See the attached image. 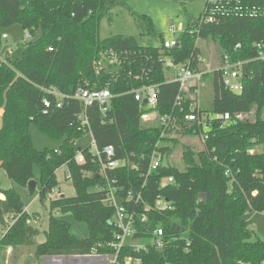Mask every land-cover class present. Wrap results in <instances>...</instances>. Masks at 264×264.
Segmentation results:
<instances>
[{
	"label": "trees",
	"instance_id": "trees-1",
	"mask_svg": "<svg viewBox=\"0 0 264 264\" xmlns=\"http://www.w3.org/2000/svg\"><path fill=\"white\" fill-rule=\"evenodd\" d=\"M128 1L0 0V49L6 35L3 31L12 26L20 25L32 39L40 30L43 33L39 42H25L20 58L13 60L6 55L0 60V171L26 189L31 181H37L39 199L48 203L50 212L46 231L32 227L20 194L0 186V253L11 247V256L23 264H40L45 257L116 254L111 247L118 233L112 223L115 209L106 204L101 165L88 148H75L77 141L90 134L99 149L113 146L115 159L125 163L110 177L117 178L120 197L125 198L128 192L141 195L139 205L128 204V208L136 209L138 215L151 208L146 223L138 219L131 243L153 238L157 228L164 230L162 250L149 246L136 253L128 247L119 254V264L126 257L140 258L143 264H264V239L245 220L250 211L264 213V62L258 59L257 51V45L264 43V0H215L230 14L219 15L215 23L202 22L204 13L198 19L191 18L180 36V47L170 51L162 45L166 34L158 33L148 16L133 13ZM117 7L127 8L141 26H146V34L160 39L161 46H141L135 37L103 40L101 23L111 18ZM207 7L208 2L205 10ZM209 42L218 45L221 57L207 64L203 44ZM237 45L241 48L236 49ZM112 52L120 56V63L107 60ZM198 55L204 62L198 63ZM223 55L246 63L243 72L249 78L240 95L224 87L219 72L206 73L209 65L215 70L220 67ZM166 61L205 73L199 114L229 113L231 122L223 129L217 120L212 122L203 151L184 146L185 170L163 164L150 173L154 153L168 158L174 147H157L161 125L143 121L145 105L135 100L131 90L143 84L158 85L160 106L156 112L161 116L182 118L181 108L191 112L193 90L183 93L179 83L169 81ZM97 62H102L99 73ZM51 87L67 96L80 87L109 89L114 98L104 115L96 104L88 108L87 127L78 120L83 107L76 100H65L61 109L43 114L44 101L55 99L41 89ZM179 96L184 102L177 107ZM33 124L48 136L62 139L59 149L37 150L31 136ZM177 131L183 137H202L204 128L180 120ZM164 142L174 146L179 140ZM79 153L84 156L82 164L76 162ZM64 166L76 196L50 199L49 194L59 189L57 172ZM169 178L173 183L164 185ZM160 198L169 201L173 210L156 211L154 205ZM54 213L71 214L77 222L85 223L88 237L74 236L72 224ZM41 234L46 240L39 244Z\"/></svg>",
	"mask_w": 264,
	"mask_h": 264
},
{
	"label": "built area",
	"instance_id": "built-area-1",
	"mask_svg": "<svg viewBox=\"0 0 264 264\" xmlns=\"http://www.w3.org/2000/svg\"><path fill=\"white\" fill-rule=\"evenodd\" d=\"M208 7L206 8L203 20L204 23H215L218 21V16H224L226 14H230L227 10V7L222 3L215 0H208ZM251 13L250 15H254ZM179 27L177 24H171L167 35L165 36V40L163 42V49L170 51L173 49H177L180 47V36ZM27 38L32 39V35L27 33ZM3 39H7V35L3 36ZM198 46V42L196 43ZM241 45H237L236 49H240ZM52 51V49H49ZM258 51V59L264 62V43L257 45ZM9 56V54H6ZM5 55V56H6ZM5 56L0 57V60L3 61ZM107 60L111 64H118L121 62V58L116 53L112 52L107 57ZM198 63L204 62V58L202 55L197 56ZM221 65L216 70L212 69L209 65L207 70L217 71L221 74L222 81L224 87L230 92L240 95L245 88V80L249 78L248 74L243 72V67L246 63L241 61H233L229 55H223L220 61ZM166 65L170 68H174L175 74L173 77L169 78V81L176 82L180 84L181 92H189L190 89L193 90L191 100L192 104L190 107V113H185L184 109L181 108L182 118H179L177 115H159L156 110L160 106L159 101V87L154 84H143L139 88H133L131 90V94L134 96L135 100L140 104L145 105L146 112L143 114V121L145 123L158 122L162 128L161 140L158 143L157 147L164 146V142L166 139L172 138L173 133L178 130L180 120L186 123H196L199 126L204 128V133L202 134V140L206 144L209 133L212 130V122L218 121L220 129L225 128L231 122V116L229 113L219 114L214 116L199 114L200 110V89L202 86V78L205 73L199 72L192 68V66L181 65L174 66L170 61H166ZM102 66V62L96 63L97 73L100 72L99 68ZM207 73V72H206ZM139 78V77H138ZM137 78V79H138ZM43 92L47 93L49 96H52L55 99V102L46 99L44 101V115H49V113L55 109H61L64 106V101L68 99L79 101L83 107L82 112L78 116V120L82 123V125L89 127V121L87 117L88 108L93 105H98L101 109L102 114L104 115L109 109L112 99L114 98L112 92L109 89L100 90V91H90L84 88H78L73 95L67 96L61 94L58 89L51 88H43L41 89ZM184 102V97L179 96L176 100V106L180 107ZM208 120L210 122H208ZM90 153L93 156L94 161L99 162L101 165V175L105 178L106 184L103 187V192L106 195V204L115 209V215L112 218V223L118 229V233L115 236V241L111 244V247L116 250V254L114 256H101L95 254L97 257L103 258L104 264H119V254L125 248H131L136 253H140L148 249L149 246H154L158 250H162L165 247L164 242V230L162 228H157L153 232V238L150 239H142L141 241H135L131 243V240L136 235V228L138 225V219L142 224L147 222V214L151 211L150 207L144 208V211L141 215L137 214L136 209L128 208V204H134L138 206L142 197L140 194L136 197L133 192H128L125 198L119 196L121 188L119 187V182L117 178H111L110 173L116 171L117 169L124 167L125 163L122 160L115 159L116 151L113 146H107L104 149H99L95 140H92L90 146L87 147ZM251 154L254 151H250ZM165 159L160 153L155 152L151 165H150V173L152 171L157 170L163 165V160ZM84 156L82 153H79L76 157V162L78 164L84 163ZM68 173V171H67ZM173 178H169L164 180L162 183L164 185H169L173 183ZM61 194L60 189H55L51 194H49L50 199H54V195L59 196ZM154 209L158 212L163 211H171L173 210V205L167 201L165 198H160L155 202ZM36 222V221H35ZM148 241V243H146ZM122 264H143L142 259L126 257L123 259Z\"/></svg>",
	"mask_w": 264,
	"mask_h": 264
},
{
	"label": "rangeland",
	"instance_id": "rangeland-1",
	"mask_svg": "<svg viewBox=\"0 0 264 264\" xmlns=\"http://www.w3.org/2000/svg\"><path fill=\"white\" fill-rule=\"evenodd\" d=\"M207 0H192V1H179V0H129L128 6L131 11L138 15L148 16L158 33L166 34L171 24H177L179 27L178 36L184 33L187 23L191 18H200L206 7ZM139 19L135 18L131 12L125 7H117L112 11L111 18H105L101 23V38L108 39L115 36L135 37L141 46L147 47H160L161 41L158 37L150 34H146V26H141ZM146 31V32H145ZM7 35V39L4 40L0 49V57L9 54L11 59L16 60L21 57L24 52V44L29 41L27 38V32L20 26L15 25L3 31ZM204 54H207V64H210V60L217 62L220 59L219 48L216 43L209 42L203 44ZM220 56V57H219ZM219 57V59H218ZM214 69V68H212ZM215 70V69H214ZM214 71L207 70V73ZM175 74L174 68L170 67L167 76L173 77ZM205 80V79H204ZM206 80H209L206 78ZM2 124L0 114V127ZM31 136L35 148L39 151L44 150H57L61 146L63 140L55 139L47 134L43 133L37 125L31 126ZM173 139H178L179 143L173 146V143H164L173 148V153L170 157L163 160L164 165H171L180 171L185 170L183 162V148L189 146L195 151L200 152L205 148V143L201 137H183L178 134L176 130L173 135ZM93 140L92 135H87L83 139L75 143L76 149H86L91 145ZM36 178L39 179L40 171L35 168ZM59 188L62 193L54 198L66 196L68 198L76 196V190L73 184L68 180L67 167L64 166L57 172ZM0 186L3 190L14 188L23 199L26 206V211L29 215L28 223L35 228L40 229L42 232L48 229V220L50 212L48 209V203L43 204L39 199L40 185L38 186L37 193L34 196L29 195L28 188H23L9 180L4 171H0ZM55 217L60 220L67 221L72 224V234L77 238H87L89 235L88 227L85 223L77 222L71 214L63 215L54 213ZM245 220L250 224V228L256 233V235L264 239V213L250 211L245 215ZM36 221V222H35ZM14 220L11 219L10 223ZM3 235L0 233V240ZM46 240L45 234H41L37 241L39 244L44 243ZM148 243V241H146ZM13 248L6 247L0 253V264H23L21 259L13 258L11 256ZM95 256V255H93ZM45 258H43L44 260ZM103 258L97 257L92 264H104ZM42 261V260H41ZM40 264H43L40 262ZM59 264H62L60 262Z\"/></svg>",
	"mask_w": 264,
	"mask_h": 264
},
{
	"label": "crops",
	"instance_id": "crops-1",
	"mask_svg": "<svg viewBox=\"0 0 264 264\" xmlns=\"http://www.w3.org/2000/svg\"><path fill=\"white\" fill-rule=\"evenodd\" d=\"M2 113H3V110L0 109L1 116H2ZM93 255L91 256H72V257H45V259L44 260L42 259L41 262L43 264H59L60 262H62V264H92L97 259V256L96 255L93 256Z\"/></svg>",
	"mask_w": 264,
	"mask_h": 264
},
{
	"label": "water",
	"instance_id": "water-1",
	"mask_svg": "<svg viewBox=\"0 0 264 264\" xmlns=\"http://www.w3.org/2000/svg\"><path fill=\"white\" fill-rule=\"evenodd\" d=\"M42 35H43V33H42V31L40 30V31L38 32V34H37V35L31 40V42H32V43H37V42H39V41L42 39ZM144 104L146 105V104H147V101H145ZM196 161H197L198 164L200 163V160H199L198 157H196ZM37 187H38V182L35 181V180L31 181V182L28 184V190H29V195H30V196H34V194H35L36 191H37Z\"/></svg>",
	"mask_w": 264,
	"mask_h": 264
}]
</instances>
